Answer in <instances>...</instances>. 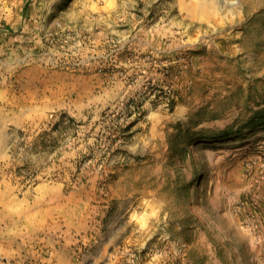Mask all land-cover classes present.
<instances>
[{
	"label": "rangeland",
	"instance_id": "1",
	"mask_svg": "<svg viewBox=\"0 0 264 264\" xmlns=\"http://www.w3.org/2000/svg\"><path fill=\"white\" fill-rule=\"evenodd\" d=\"M31 209L0 264H264V0H0V245Z\"/></svg>",
	"mask_w": 264,
	"mask_h": 264
},
{
	"label": "crops",
	"instance_id": "2",
	"mask_svg": "<svg viewBox=\"0 0 264 264\" xmlns=\"http://www.w3.org/2000/svg\"><path fill=\"white\" fill-rule=\"evenodd\" d=\"M36 211V209H31L29 211L26 210L24 211L22 218L17 220L19 224L25 225V227L28 229L24 230L23 234L21 235L23 238H21V240H18V238L13 239L10 236L8 237L6 234H4V240L2 239L0 248H2L4 251L11 250L12 242L14 241L15 249L21 248L22 250L25 249V251L29 252L30 254H35L38 252L39 248H49L52 245L54 229L53 222L55 218L51 212L46 211V213H39L37 219H32ZM36 224H39V226L41 225L40 230L35 231L32 229ZM7 227L8 225L5 224L4 229H7ZM95 238L98 239L99 236L93 235V239ZM93 257L94 256L92 255V258ZM94 260L95 262L97 261L96 257H94Z\"/></svg>",
	"mask_w": 264,
	"mask_h": 264
}]
</instances>
